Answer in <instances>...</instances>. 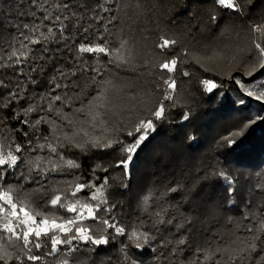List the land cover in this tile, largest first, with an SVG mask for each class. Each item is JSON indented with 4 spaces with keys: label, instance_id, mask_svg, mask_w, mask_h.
Here are the masks:
<instances>
[{
    "label": "snow or ice",
    "instance_id": "1",
    "mask_svg": "<svg viewBox=\"0 0 264 264\" xmlns=\"http://www.w3.org/2000/svg\"><path fill=\"white\" fill-rule=\"evenodd\" d=\"M131 7L128 0H0V264H96L109 244L119 264H264V182L251 174L210 163L187 182L146 186L127 224L116 215L110 170L119 169L116 187L129 191L135 159L169 112L183 107L178 39L161 37L158 51L141 52L116 27ZM134 7L157 11L139 0ZM255 7V0H211L189 11L195 31L224 35L236 29L232 17L247 25L250 42L232 56L243 71L227 75L236 95L219 93L243 117L218 141L232 151L264 125V113L246 114L252 102L264 105V15L248 23ZM201 85L208 94L224 87L207 78ZM180 119L190 122L193 113ZM109 151L120 154L115 165L95 163L82 179L80 157ZM169 154L161 145L159 159Z\"/></svg>",
    "mask_w": 264,
    "mask_h": 264
},
{
    "label": "trees",
    "instance_id": "2",
    "mask_svg": "<svg viewBox=\"0 0 264 264\" xmlns=\"http://www.w3.org/2000/svg\"><path fill=\"white\" fill-rule=\"evenodd\" d=\"M128 2L133 5L128 9V18L116 27H123L125 36L136 42L141 52L158 51L155 44L161 42V37L178 39L179 43L174 51L185 62L179 65L175 79L177 96L180 97L183 107L169 112V122L158 129V134L150 138V142L135 159L129 191L124 192L116 187L119 183V169L113 167L110 170L109 179L113 184L111 199L121 206L116 215L127 224L133 218L137 195L146 186L168 182L174 184L176 181L187 182L195 178L198 169L210 163H216L218 167L231 171L234 175L239 174L242 178L251 174L254 183L264 182V125L252 131L241 149L232 151L218 144V141L231 133L243 119L233 111L229 103L221 104L219 93L228 91L229 97L236 95L231 91L234 85L227 79V75L232 73L239 76L243 71L242 66H237L239 57L237 61H233L232 56L250 42L247 25L232 17L231 22L236 25V29L224 35H221L219 30L195 31L190 26L189 11L195 12L210 7L211 0L199 6L190 3V0H139L145 9H157L155 12L149 10L145 14H139L135 10L137 0ZM185 3H190L189 11H185ZM255 3L256 7L249 10L248 23L258 22L259 17L264 15V0H255ZM4 39H8L7 33ZM185 48L188 50V57L182 55ZM194 57L201 58L200 62H195ZM164 58L166 57H157ZM149 59L152 57L149 56ZM183 71H188L190 75L183 76ZM205 78L222 83L223 89H217L213 94L205 93L201 85ZM132 79H135V76H132ZM143 82L144 78H141L139 83ZM158 97L159 93L153 99ZM188 110L193 113V119L190 122H182L180 113ZM257 112L264 113V105L252 102L246 114L255 115ZM192 132L195 133L196 139L189 142L187 134ZM161 145L170 150V154L164 159H159ZM119 158L120 154L113 151L81 156L82 167L79 171L82 173V179L90 177L91 168L95 163L100 162L104 166L115 165ZM256 172L261 173V176H255ZM213 191L220 194L222 189L215 188ZM119 255L118 247L109 244L94 258L96 264H119Z\"/></svg>",
    "mask_w": 264,
    "mask_h": 264
},
{
    "label": "rangeland",
    "instance_id": "3",
    "mask_svg": "<svg viewBox=\"0 0 264 264\" xmlns=\"http://www.w3.org/2000/svg\"><path fill=\"white\" fill-rule=\"evenodd\" d=\"M261 39H263V37Z\"/></svg>",
    "mask_w": 264,
    "mask_h": 264
}]
</instances>
